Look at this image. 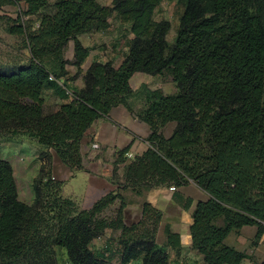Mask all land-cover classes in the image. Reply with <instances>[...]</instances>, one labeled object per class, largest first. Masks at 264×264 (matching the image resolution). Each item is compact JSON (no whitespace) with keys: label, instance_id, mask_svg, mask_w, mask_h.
<instances>
[{"label":"trees","instance_id":"16d2710c","mask_svg":"<svg viewBox=\"0 0 264 264\" xmlns=\"http://www.w3.org/2000/svg\"><path fill=\"white\" fill-rule=\"evenodd\" d=\"M162 1L113 0L108 7L98 0H25L7 20L6 33L21 39L29 58L0 64V141H34L41 166L28 205L19 200L10 162L0 158V264H58L59 253L68 264H113L116 256L118 264H170L156 243L158 210L144 204L140 222L126 227L118 193L80 210L61 196L62 183L51 175L54 156L70 172L83 169L81 140L96 120L117 106L132 113L127 100L135 74H169L176 93H147L138 117L150 128L149 147L125 166L121 188L140 193L192 181L210 196L193 212L192 249L204 264L251 259L224 240L244 226L257 228L251 247L264 235V0H179L183 12L171 47L169 22L155 20ZM5 4L17 3L0 0ZM113 17L132 35L124 60L117 68L92 62L83 88L68 96L66 67L80 75L89 55L78 37L108 31ZM69 43L71 62L64 56ZM46 91L63 101L50 113L44 111ZM169 124L174 127L166 136ZM127 152L121 150L115 164ZM116 200L113 218L103 219ZM107 230L120 233L117 249L106 244L105 252L94 251ZM166 235L167 246L179 252L178 237Z\"/></svg>","mask_w":264,"mask_h":264},{"label":"crops","instance_id":"0c3cea01","mask_svg":"<svg viewBox=\"0 0 264 264\" xmlns=\"http://www.w3.org/2000/svg\"><path fill=\"white\" fill-rule=\"evenodd\" d=\"M12 1L17 4H5L0 7V22L14 20L17 16L18 5H22L25 0ZM108 34L109 30L104 33L97 32L78 37L81 44L89 50L88 58L82 67V73L87 70L92 62L103 64L112 62L115 68L122 63L127 54L126 46L115 53L114 51H105L104 46L101 45V43L110 44L115 49L117 48V36L108 37ZM24 51H26L25 63L29 55L27 49H24ZM72 57L73 52L71 50L70 59ZM67 71L70 72L68 69ZM162 78H164V74L154 77L135 74L130 79V87L133 91L131 82H136L135 85L138 86L141 84H155L156 87L153 89L163 90L158 83ZM67 83L69 84V82ZM171 84L174 86L172 79ZM73 87L75 90L82 89V81L78 79V81L73 83ZM164 94L166 95L167 93ZM44 99H48L50 102L49 107L52 111L63 103L51 91L45 92ZM127 102L132 113L128 112L123 106L114 107L110 110L107 117L96 120L84 134L80 148L83 169L70 172L54 156L52 177L62 183V197H69L67 199L72 200L82 208L85 204H89L88 206L91 207L97 200L108 193H118L124 202L122 222L126 227L140 222L143 205L149 204L161 213L156 233V243L159 247H163L166 250L170 264H204L202 256L192 249L190 226L193 223L192 215L197 204L209 200L210 196L207 193L192 181H189L184 186L176 187L174 191L169 190L171 186L164 185L156 188L141 189L140 193H135L131 189H122L120 186L123 183L125 166L135 157L141 156L149 147L146 139L150 135V128L139 119L137 102L133 97H130ZM45 105L46 103H44V109ZM28 143L30 144L31 142L26 138H18L12 142L0 144V147H5L6 152H8V157L2 156L0 158L10 162L16 182L17 180L24 182L27 186L40 166L34 160V157L30 156V158L20 155V152ZM125 148H128V152L124 155L125 161L115 164L118 153ZM36 149L38 150L39 147L35 146L34 150L36 151ZM19 157L20 159H18ZM17 171H19V177ZM17 189L19 193L18 182ZM119 205V200H116L112 206L117 209ZM222 225V220L216 222V226L221 227ZM167 231L178 237L179 252L167 246ZM111 232L110 230L105 231L104 235L98 240V244H112L107 241ZM256 233V226H244L239 230L231 231L224 240L225 246L251 256L250 260H244L241 264H262L264 262V235L255 247H251ZM119 234L116 231L114 235L119 236ZM113 244H116V242Z\"/></svg>","mask_w":264,"mask_h":264},{"label":"rangeland","instance_id":"374dc122","mask_svg":"<svg viewBox=\"0 0 264 264\" xmlns=\"http://www.w3.org/2000/svg\"><path fill=\"white\" fill-rule=\"evenodd\" d=\"M56 0H49L50 4H53ZM113 0H99V3L103 6H108L110 7L112 4ZM23 5V2H22ZM22 5H18L22 6ZM48 12H51L50 10L47 9ZM183 12V7L182 5L179 3V0H163L162 3L158 6L156 13H155V20L156 21H167L170 24V30L166 36V40L168 45L171 47L174 44L175 38H176V33L179 27V18L181 16ZM9 18V17H7ZM11 19V18H9ZM28 17H24L23 20H27ZM7 21H2L0 22V64L1 65H18L21 64L22 62L24 63V61L26 60L25 54L26 51H24V47H23V43L21 41L20 38L16 37V36H11L9 34L6 33L5 31V23ZM110 26L111 28L109 29V36H117L116 37V42L118 44L117 48L115 49L114 47H112L110 44H104L101 43L102 46H104L105 51H114L115 53L118 52V50L122 49L123 47H125L128 42L130 41V38H132V35L128 33V27L126 25L120 24V22L118 20H115V18L113 17L110 20ZM107 37V36H106ZM100 45V44H99ZM71 43L68 45V47L65 50V59H67L68 62H71L72 58L70 59V54H71ZM70 72H68V76L66 78V83L69 82V84L67 83V88L68 91L71 92L72 89H74L73 87V83H75L76 81H78V79L80 81H82L83 84V73H81L80 75H75L74 72L76 73V69L73 68L72 66H68L67 68ZM70 73V74H69ZM161 80V79H160ZM159 80V84L161 86V89H153L156 87L155 84H141L140 86L135 85L136 82H131V86L134 89L133 90V99L137 102V106H138V113L141 114L144 110H145V103H146V96L148 92L154 91V90H159L163 95H165L164 93H167V95H173L176 93V87L175 84L174 86H172L171 84V77L169 76V74H164V78H162V80ZM158 84V85H159ZM152 89H151V88ZM44 103H46L45 105V113H50L52 112L51 108L49 107L50 102L48 101V99H44ZM174 124H169L166 128H165V134L166 136L169 135L170 131L173 129ZM27 139V138H26ZM29 140V139H27ZM31 143L28 145H26L24 147V149H22V152H20V155H25L26 157H34V160L37 162V164L41 163L38 160V150L36 149V151L34 150V147L37 146V144L32 141L29 140ZM3 142H0V144ZM32 146V147H31ZM8 152H6L5 147H0V157H8ZM30 157V158H31ZM20 159V157L18 158ZM39 162V163H38ZM40 166L38 168L37 173L35 174V176L31 179V181L28 183V186L23 182H18L19 184V193H18V197L19 200L30 205L33 202V194H32V190H31V185L33 183V181L38 177V172L40 170ZM53 174V168L51 169V175ZM17 175L19 177V171H17ZM50 175V177H51ZM53 176V175H52ZM15 177V176H14ZM54 180V179H53ZM22 181V180H21ZM16 182V184H17ZM61 193H62V185H61ZM67 193V191H66ZM62 196V194H61ZM69 198V197H66ZM89 204H85L83 206L84 209H90L91 207L88 206ZM113 205V204H112ZM111 205V206H112ZM78 208L83 209L82 207H79L78 205H76ZM109 207L108 209H106L101 217L105 220H110L111 218H113L116 208ZM45 212V210H44ZM112 231V230H110ZM116 231H112L110 233V237L107 238V241H110L112 244H107V246L109 245L110 248L112 250H114L116 248V244H113L118 236H115ZM106 244H98V241H95L92 244V249L96 252H105L106 249H104ZM117 249V248H116ZM110 253V252H109ZM107 254V253H106ZM110 255H112V253H110ZM118 257H113V264H118ZM140 264V261H134L131 264ZM58 264H68L66 261V257L64 253H59L58 256Z\"/></svg>","mask_w":264,"mask_h":264},{"label":"built area","instance_id":"2783aa9c","mask_svg":"<svg viewBox=\"0 0 264 264\" xmlns=\"http://www.w3.org/2000/svg\"><path fill=\"white\" fill-rule=\"evenodd\" d=\"M49 80L52 81V80H54V79H53L52 77H49ZM58 84H59L62 88H64L63 85H62V81H59ZM66 94H68V96H71L72 93L69 92L68 90H66ZM169 190H170V191H174V190H175V187L172 186V187L169 188ZM99 239H100V238H99ZM99 239H97L96 241H98ZM94 242H95V241H94Z\"/></svg>","mask_w":264,"mask_h":264}]
</instances>
